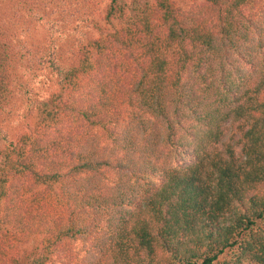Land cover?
I'll list each match as a JSON object with an SVG mask.
<instances>
[{"label":"trees","instance_id":"1","mask_svg":"<svg viewBox=\"0 0 264 264\" xmlns=\"http://www.w3.org/2000/svg\"><path fill=\"white\" fill-rule=\"evenodd\" d=\"M108 1L0 0V264H264V0ZM70 21L95 38L29 58L57 87L11 135L13 27Z\"/></svg>","mask_w":264,"mask_h":264},{"label":"rangeland","instance_id":"2","mask_svg":"<svg viewBox=\"0 0 264 264\" xmlns=\"http://www.w3.org/2000/svg\"><path fill=\"white\" fill-rule=\"evenodd\" d=\"M171 1L176 7L183 11H188L198 6L200 3L199 0ZM108 2V0H96L97 5L95 12L91 16L93 20L97 21L100 28H105V24L101 21V11ZM118 3L123 8L124 16L130 17L138 13L144 4H152V0H118ZM87 11H89V9H87ZM48 12V10L42 11L39 15L45 17ZM9 13L10 10L9 7H7V17ZM73 24L74 23L71 21L70 24L66 23L64 29L62 27L54 28V25L51 29L48 26L50 25L49 23L21 26L22 28L17 26L13 27V30L18 34L21 46V67L18 66L16 71L18 72V76L20 77L19 81L22 85L18 91H15V94H19V97L14 100L15 108L12 111L14 115L13 117L10 116L11 118L7 123L11 135L21 132L20 128L24 126L26 122V114L28 110L33 107L32 103L44 100L47 98L48 94L53 92L57 87L55 75L50 72L48 64L39 67L35 65V61H30L29 58L33 57V55L41 56L44 52H54L55 59L59 60L57 62L64 64L77 44L76 37H78V34H76L74 28L79 30V32L88 33V36L95 38L93 31L88 30V25L79 23V26H73ZM118 26L120 25L116 21L112 24L113 28ZM45 55L47 56V54ZM16 127L20 128L18 129ZM36 245L37 243H35V241H28L23 247L29 250ZM70 247L73 252L77 253V256H81L82 245L79 241L71 242ZM54 264H58V261H55Z\"/></svg>","mask_w":264,"mask_h":264}]
</instances>
